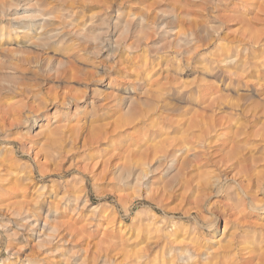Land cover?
<instances>
[{"label":"rangeland","instance_id":"obj_1","mask_svg":"<svg viewBox=\"0 0 264 264\" xmlns=\"http://www.w3.org/2000/svg\"><path fill=\"white\" fill-rule=\"evenodd\" d=\"M0 35V264H264V0H0Z\"/></svg>","mask_w":264,"mask_h":264},{"label":"bare ground","instance_id":"obj_2","mask_svg":"<svg viewBox=\"0 0 264 264\" xmlns=\"http://www.w3.org/2000/svg\"><path fill=\"white\" fill-rule=\"evenodd\" d=\"M0 36H1V35H0ZM35 37H36V36H35ZM258 38H259V39L255 42V45H260V44H261V42H260V40H261V39H260V36H259ZM263 46H264V45H263ZM255 53H258V52H254V54H255ZM30 60H31V59H30ZM30 60H29V57H28V60H25V61H26V62H29ZM73 94H74V93H73ZM76 96H77V95H76ZM74 98H75V97H74ZM76 98H77V97H76ZM80 99H81V98H80ZM76 100H77V99H76ZM78 100H79V97H78ZM106 106H107V105H106ZM202 131H204V130H202ZM184 132H185V131H184ZM177 133H178V132H177ZM195 133H196V132H195ZM202 133L205 134L204 132H202ZM180 134H181V130H180ZM183 134H184V133H183ZM187 134H189V132H187ZM193 134H194V133H193ZM193 134H191V136H192ZM206 134L208 135V134H210V133H206ZM161 135H163V134H161ZM166 135H168V134H166ZM166 135H165V136H166ZM195 135H196V134H195ZM157 137H158V136H157ZM187 137L189 138V136H187ZM185 138H186V137H185ZM167 139H168V138H167ZM184 140L187 141L188 139H184ZM184 140H183V141H184ZM185 141H184V143H180L179 145H178V144H177V145H176V144H175V145H172V144L170 145V144H168L169 146H163L161 152L163 151L165 155L170 156V157L172 158V160H173L174 158L177 160V159H179V158H176V155H178L179 152L187 151V149H188L186 146H188L189 143H188V142H185ZM188 141H189V140H188ZM163 142H164V141H163ZM181 142H182V141H181ZM169 143H170V142H169ZM157 148H159V147H157ZM156 151H158V150H156ZM156 151H155V152H156ZM155 152H154V154H155L154 156L158 155L159 151H158V153L156 152L157 154H156ZM161 152H160V153H161ZM163 152H162V154H163ZM177 153H178V154H177ZM181 154H184V153H181ZM181 154H179V156H180ZM186 154H187V153H186ZM149 155H150V154H149ZM165 155H162V156L159 155V156L163 158ZM147 157H148V156H147ZM156 157H157V156H156ZM156 157H154V158H156ZM170 157H169V158H170ZM151 158H152V157H151ZM171 158H170V159H171ZM181 158H182V160H181L182 162H180V163H181V168L183 167V169H184L185 162H186V159H185L186 157L184 158L183 155H181ZM165 159H167V158L165 157ZM183 159H184V160H183ZM176 160H175V162H176ZM149 164H150V161H149ZM145 165H147V163H146ZM166 247H168V246H166ZM169 249H170V248H169ZM170 250H171V249H170ZM160 258H161V257H160ZM157 259H158V258H157ZM162 259H163V258H162ZM155 261H156V260H155ZM163 261H164V260H163ZM156 263H157V262H156ZM163 263H164V262H163ZM168 263H169V264H173V261L170 260Z\"/></svg>","mask_w":264,"mask_h":264}]
</instances>
